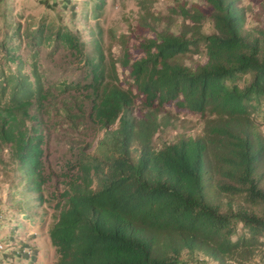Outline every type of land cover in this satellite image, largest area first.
I'll use <instances>...</instances> for the list:
<instances>
[{"label": "trees", "instance_id": "16d2710c", "mask_svg": "<svg viewBox=\"0 0 264 264\" xmlns=\"http://www.w3.org/2000/svg\"><path fill=\"white\" fill-rule=\"evenodd\" d=\"M253 2L264 13V0ZM251 9L243 0L169 7L183 20L178 32L169 21L161 29L144 21L154 36L134 37L111 63L100 41L88 54L63 24L42 22L25 36L17 25L0 39V145L24 189L45 201L55 173L45 164L51 113L73 131H103L95 152L90 142L72 146L59 172L54 264H189L184 252L264 264V26L247 28ZM42 53L79 57L81 79L51 80ZM200 53L204 61L186 63ZM167 105L199 114L203 133L156 147L155 135L172 123Z\"/></svg>", "mask_w": 264, "mask_h": 264}, {"label": "rangeland", "instance_id": "374dc122", "mask_svg": "<svg viewBox=\"0 0 264 264\" xmlns=\"http://www.w3.org/2000/svg\"><path fill=\"white\" fill-rule=\"evenodd\" d=\"M97 2L99 0H0V39L7 33H13L17 25L21 27L22 36H25L27 30L36 28L42 22L55 26L63 24L80 35L88 54L96 47L95 42L100 41L111 63L114 58L119 59L126 48L133 49L136 44L134 37L141 41L154 36V31H142V22L147 21L152 28L161 29L169 21L171 30L178 32L183 20L168 8L177 4L187 7L203 4V0H107L103 9L97 11ZM243 4L252 6L247 13V28L264 26V13L259 6L253 0H243ZM203 31L211 33L214 29L210 23H205ZM21 52L27 55V51ZM199 60H205L203 53L185 58L187 64ZM41 63L42 70L54 76L51 80L69 82L81 79L83 66L79 57L60 53L55 59H46L42 53ZM124 70L118 63L116 73L120 80L125 79ZM123 84L129 87L125 80ZM142 109V104L137 103L134 114L139 116ZM164 110L172 117V123L155 135L156 147L174 141L178 133L195 136L203 133L204 119L199 114L168 105ZM53 115L49 120L55 123V127L50 131L45 164L48 170L55 173L45 186L44 202L36 199V193L27 191L18 183L8 149L0 145V264H54L56 251L49 230L55 221V196L63 188L59 172L65 159L70 156L72 146L84 147L90 142L93 144L90 151L95 152L97 141L102 138L103 131L98 134L91 130L82 133L73 131L64 123V116L58 112L50 114ZM260 128L264 132V124ZM182 259L189 264H217L202 254L192 256L184 252ZM249 264H259V261L256 259Z\"/></svg>", "mask_w": 264, "mask_h": 264}]
</instances>
